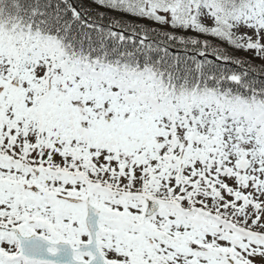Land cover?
Returning <instances> with one entry per match:
<instances>
[{"label": "snow or ice", "instance_id": "1", "mask_svg": "<svg viewBox=\"0 0 264 264\" xmlns=\"http://www.w3.org/2000/svg\"><path fill=\"white\" fill-rule=\"evenodd\" d=\"M0 264H264V0H0Z\"/></svg>", "mask_w": 264, "mask_h": 264}]
</instances>
